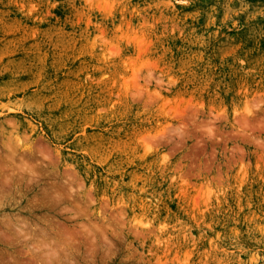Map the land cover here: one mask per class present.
<instances>
[{
  "label": "rangeland",
  "instance_id": "374dc122",
  "mask_svg": "<svg viewBox=\"0 0 264 264\" xmlns=\"http://www.w3.org/2000/svg\"><path fill=\"white\" fill-rule=\"evenodd\" d=\"M0 264H264V0H0Z\"/></svg>",
  "mask_w": 264,
  "mask_h": 264
}]
</instances>
